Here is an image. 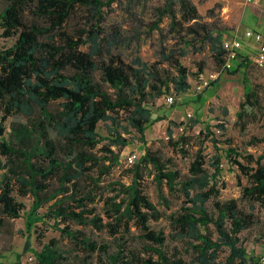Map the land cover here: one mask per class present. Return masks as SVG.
<instances>
[{
	"label": "trees",
	"instance_id": "1",
	"mask_svg": "<svg viewBox=\"0 0 264 264\" xmlns=\"http://www.w3.org/2000/svg\"><path fill=\"white\" fill-rule=\"evenodd\" d=\"M117 1L0 0V38L13 40L9 46L0 45V231L7 220L24 215L28 234L15 264L27 253L34 264L262 263L242 246L240 234L257 222L256 207L264 208V155L238 151L226 141L223 157L246 180L241 185V199L249 206L241 208L237 199L219 200L222 157H215L214 171L209 173L199 145L188 174L182 175L170 160L145 144L149 126L165 119L154 117L160 109L157 101L171 92L179 96L190 86L186 69L172 53L164 60L174 73L161 63L143 62L139 57L127 63L121 54L103 48L94 26L84 40L75 39L67 30L78 10L89 11L101 23L104 9ZM153 15L157 21L151 24V31L168 18L173 38L201 36L210 44L218 69L222 67L226 55L222 43L211 35L212 24H200L193 0H163ZM112 42L108 41L110 47ZM190 42L184 41L185 46ZM88 43L91 51H82L80 47ZM240 59L241 64L234 65L229 75L246 70L251 63L248 57ZM244 75L243 99L236 113L242 128L264 109L258 90L250 85L248 74ZM218 83L219 79L210 87ZM14 116L24 120L11 122L7 131L5 123ZM107 122L118 127L125 122L124 130L136 131L145 151L127 169L130 183H111L113 195L103 198L101 179L120 159L109 148L103 158L94 153L104 140L99 124ZM170 124L169 147L187 154L186 148L194 146L193 138L173 137L176 124ZM217 127L225 131L223 124ZM203 132L206 140L217 144L210 126ZM111 142L123 147L129 144L117 130ZM149 174L159 190L166 187L182 199L168 221L172 240L185 245V251L170 247L164 232L150 226L162 213L145 192L143 182ZM16 196L31 198L28 211ZM98 201L103 204L101 210ZM37 223L50 224L73 248L66 249L51 238L40 251H34L30 235ZM86 229L112 239L92 238ZM225 248L228 255L220 261Z\"/></svg>",
	"mask_w": 264,
	"mask_h": 264
},
{
	"label": "rangeland",
	"instance_id": "2",
	"mask_svg": "<svg viewBox=\"0 0 264 264\" xmlns=\"http://www.w3.org/2000/svg\"><path fill=\"white\" fill-rule=\"evenodd\" d=\"M193 1L197 5L201 17L200 24H212L213 29L210 30V33L213 37L219 38L221 43L241 37L239 11L230 12L225 5V0ZM162 3L163 0H118L109 8L104 9V20L101 23L95 22L89 11L78 10L69 20L67 30L74 34L75 39L81 37L84 40L88 36L87 31L94 26L100 32L99 41H101L100 44L103 48H110L112 52L121 54L127 63L139 57L143 62L161 63V67H166L174 73L171 64L164 60V56L172 53L173 59L178 60L186 69L187 81L190 86L185 93L179 96L171 92V94L163 96L157 101L160 109L155 111L154 117L163 116L165 119L149 126L145 132V144L150 150L156 151L163 158L170 160L182 175L188 174L190 163L194 160L199 145H202L205 156L204 167L209 173L214 171L212 163L215 157H222L219 200L237 199L240 207L247 209L249 203L241 199V185H244L246 180L240 176L236 166L227 162L222 151L228 147L224 143L229 141L231 147L238 151L251 153L256 157L264 155V109L263 112H257L255 120H248L244 128L237 124L236 118L239 104L243 99L244 73L248 74L247 78L250 85L258 90L264 108V69L258 68L251 61L246 70L241 69L236 75L223 73L219 77L217 87H209L197 92L196 86L200 79L218 70L210 44L203 42L201 36L196 37V39L190 37L182 40L173 38L168 32L170 22L168 18H164L159 23V29L151 31V24L157 21L153 15L154 8L162 5ZM252 21L253 15L247 13L242 16L243 26L251 24ZM197 29L203 33L202 30ZM82 30L85 33L80 34ZM110 39L113 40L111 47L108 45ZM188 40L191 41V44L185 46L184 41ZM12 43L13 40L0 38L1 46H9ZM80 49L84 52H90L91 44L88 43ZM210 88L214 90V93ZM170 96L173 98L172 103L167 100ZM23 120L19 116L8 118L5 123L7 131H10L11 122ZM171 122L176 124L172 126L173 137L178 138L181 135H186L193 138L194 146L186 148L187 154L183 155L169 147L167 129ZM218 124H223L225 131L220 130L217 127ZM121 125V127L113 126L107 122L100 123L98 127V132L104 140L94 150V153L103 158L106 156L105 148H109L120 156L118 165L101 179L100 192H103V198L113 195L111 187H109L111 183L116 181L125 184L130 183L131 176L127 172L130 166L126 163L127 155L136 153L138 159L145 151V146L140 141L138 133L131 128L125 131L123 128L127 126L125 122H122ZM207 125L213 131L217 144L206 140L202 134ZM115 130L129 144L124 147L113 144L111 141L115 137ZM259 139L263 140L257 143L256 141ZM252 142L253 144H250ZM1 174L2 172H0V176ZM143 184L149 199L162 213L159 220L150 222L151 228L162 230L167 236V243L170 247L175 246L181 251H185V245L172 240V231L168 221V215L180 208L182 199L178 195L170 194L166 187L159 190L153 174L147 175ZM16 198L24 204L25 210L28 211L32 202L31 198L19 196ZM99 201L97 205L98 209L101 210L103 204ZM208 206L209 210L212 211V202L208 203ZM255 212L258 217L257 222L249 230L243 231L240 234V239L246 251L256 257L260 263V259L264 257V208L256 207ZM49 225L41 223L35 225L30 235L32 249L40 251L42 245L51 238L58 239L62 247L72 249L73 246L62 239L60 233ZM70 226L73 229H82L77 226ZM85 232L100 241L112 239L89 229H86ZM27 236L24 215L18 219L6 221L0 231L1 264H15L18 261L17 255L22 253ZM227 255L228 250L225 248L222 250L219 260H224ZM19 263L34 264V258L30 253H27L20 258Z\"/></svg>",
	"mask_w": 264,
	"mask_h": 264
},
{
	"label": "built area",
	"instance_id": "3",
	"mask_svg": "<svg viewBox=\"0 0 264 264\" xmlns=\"http://www.w3.org/2000/svg\"><path fill=\"white\" fill-rule=\"evenodd\" d=\"M245 1L248 4L254 3V0H245ZM243 38L246 40H253L257 44V52L252 62L258 68L264 69V37L261 34L256 33L252 30H246L243 34ZM222 47L226 53L224 64L217 71L210 73L206 77L200 79V82L196 86L197 92H201L209 88L211 84L216 80H218L223 73L228 72L234 67L236 61L239 60L241 57L240 51L243 48V41L238 38L233 39L232 41L223 42ZM167 100L170 103L173 102V98L171 96L168 97ZM136 160H137L136 153L129 154L126 157V163L128 166L133 165L136 162ZM261 262L264 264V257L261 258Z\"/></svg>",
	"mask_w": 264,
	"mask_h": 264
},
{
	"label": "crops",
	"instance_id": "4",
	"mask_svg": "<svg viewBox=\"0 0 264 264\" xmlns=\"http://www.w3.org/2000/svg\"><path fill=\"white\" fill-rule=\"evenodd\" d=\"M225 5L230 12L239 11V27L242 30V35L241 37H238V39L243 41V48L240 51L241 58L248 57L249 60L253 61L257 52V44L253 40L244 39L243 34L246 30H252L264 37V0H254V3L250 4H248L245 0H225ZM247 13L249 15H253V21L251 24L243 26L242 16ZM241 61V59L237 60L235 65H240ZM210 90L214 93L213 89L210 88Z\"/></svg>",
	"mask_w": 264,
	"mask_h": 264
}]
</instances>
